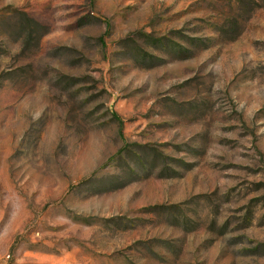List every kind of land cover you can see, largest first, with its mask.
I'll return each mask as SVG.
<instances>
[{"label":"rangeland","instance_id":"374dc122","mask_svg":"<svg viewBox=\"0 0 264 264\" xmlns=\"http://www.w3.org/2000/svg\"><path fill=\"white\" fill-rule=\"evenodd\" d=\"M0 264H264V0H0Z\"/></svg>","mask_w":264,"mask_h":264}]
</instances>
